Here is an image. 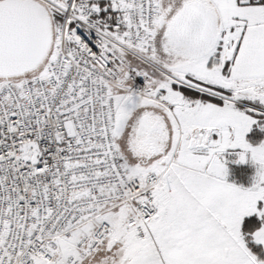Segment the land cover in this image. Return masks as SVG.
<instances>
[{
	"label": "snow or ice",
	"instance_id": "6c2138e0",
	"mask_svg": "<svg viewBox=\"0 0 264 264\" xmlns=\"http://www.w3.org/2000/svg\"><path fill=\"white\" fill-rule=\"evenodd\" d=\"M0 264H264V0H0Z\"/></svg>",
	"mask_w": 264,
	"mask_h": 264
}]
</instances>
